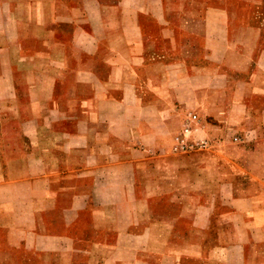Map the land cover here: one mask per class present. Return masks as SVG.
I'll return each mask as SVG.
<instances>
[{
	"label": "crops",
	"instance_id": "0c3cea01",
	"mask_svg": "<svg viewBox=\"0 0 264 264\" xmlns=\"http://www.w3.org/2000/svg\"><path fill=\"white\" fill-rule=\"evenodd\" d=\"M260 2L0 0V264H264Z\"/></svg>",
	"mask_w": 264,
	"mask_h": 264
},
{
	"label": "built area",
	"instance_id": "2783aa9c",
	"mask_svg": "<svg viewBox=\"0 0 264 264\" xmlns=\"http://www.w3.org/2000/svg\"><path fill=\"white\" fill-rule=\"evenodd\" d=\"M201 120L197 113L189 112L181 128L173 135L172 149L178 152H191L207 148L210 144L207 139L195 138L194 134L200 130Z\"/></svg>",
	"mask_w": 264,
	"mask_h": 264
},
{
	"label": "rangeland",
	"instance_id": "374dc122",
	"mask_svg": "<svg viewBox=\"0 0 264 264\" xmlns=\"http://www.w3.org/2000/svg\"><path fill=\"white\" fill-rule=\"evenodd\" d=\"M243 8H245V9H250V8H253V9H260V10H262V11H264V0H261V2L260 3H258V4H256V7H253V6H250V5H248V4H244L243 5ZM182 126V125H181ZM181 126H180V128H181ZM201 127V126H200ZM180 128H178L177 130H176V132L180 129ZM175 132V133H176ZM198 132V131H197ZM196 133V132H195ZM200 136V137H199ZM195 138H199V139H203L204 137H202V135H198V137H196V135L194 136ZM172 139H173V137H172ZM172 144H173V141L171 140V149H172ZM204 149H206V148H204ZM173 150V149H172ZM203 149H198V150H193V151H191V152H197V151H202Z\"/></svg>",
	"mask_w": 264,
	"mask_h": 264
}]
</instances>
